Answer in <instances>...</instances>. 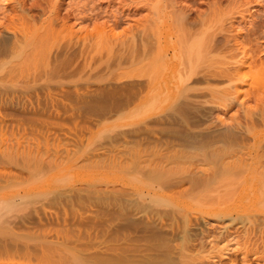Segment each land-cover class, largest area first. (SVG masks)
I'll return each instance as SVG.
<instances>
[{"label":"rangeland","instance_id":"1","mask_svg":"<svg viewBox=\"0 0 264 264\" xmlns=\"http://www.w3.org/2000/svg\"><path fill=\"white\" fill-rule=\"evenodd\" d=\"M21 13L34 19L37 27L49 18L57 24L56 28L60 29L64 24L85 39L86 73L73 76L68 74L70 71L66 73V69L61 68L60 74L55 77L0 75V183L1 175L7 180V184L0 188V197L6 195V207L9 209L8 212L6 208L4 210L5 223L0 222V244L19 249L12 254L1 255L0 263L6 259L8 262L5 263L16 261L20 264H102L104 258L99 259L103 255L114 262L122 242L123 228L128 236V245L133 241L136 246L156 245L161 248L170 238L171 244L180 242L176 238H184L183 233L189 223L186 233L190 237L185 235L190 238V243L194 242L191 252L196 260L193 264H245L238 252L240 245L236 247L235 242L230 244L228 240L221 242L226 236L223 234L225 228L230 227L233 237L243 243L246 236L244 224H232L229 220L201 214L198 192L187 194L185 190L181 193L185 196L184 201H188V210L177 214L172 206L166 205V208L157 203L154 195L150 196L153 199H138L135 196L137 189H150L154 184L150 181L137 183L134 180V167L131 166L135 156L133 151L137 147L134 141L137 143L142 134L148 140L141 139L145 152L153 147L149 141L156 136L161 139L164 136L162 141H184L188 139V130L200 128L204 121L215 129H225L235 124L237 119L244 118V107H255L256 103H245L247 99L242 97L229 108L210 105L208 110L193 104L180 111L181 117L188 112L182 117L183 120L178 116L179 110H176V117H173L174 114L168 116L170 110L174 113L173 108L153 114L149 107L140 109L134 104L128 106V102L138 97L137 94L142 92L144 96V88L147 87V83H144L147 78L135 77L143 64H137L139 59L136 56L139 55L132 52L131 40L134 37L140 44L138 39L141 40L144 32L149 33L154 25L165 33L167 42L181 41L187 34L188 38L183 42L191 39V43L196 33L201 35L203 31L209 35L214 31L213 40L216 43H213V50H216L212 51L213 66L231 67L234 57L245 50L248 58L255 57L264 62V0H0V37L4 34L5 37L9 36L3 34L10 24L8 21L20 19L18 17L24 16ZM21 22L17 24L24 28ZM105 37L108 40L103 39ZM126 41H129L127 45L123 44ZM193 43L190 44L191 48ZM124 45L128 52L124 50ZM146 61H149L148 58L144 62L148 67ZM205 62L199 64L198 70L207 68L209 62ZM260 69H246L248 77H253L251 81L264 77V70ZM224 86V83L218 85L221 88ZM263 88L258 89L264 91ZM122 99L127 101L125 104L128 107L121 102ZM242 103H245L244 106ZM139 111H143V114ZM201 119L203 122H199ZM151 120L160 121L161 126L152 124ZM149 123L154 129L150 128ZM155 128L156 132L161 133L156 134ZM162 128L165 134L169 130L170 133L167 136L162 134ZM179 134L185 139L177 138ZM28 157H34L31 158L32 163ZM173 190L174 193L182 191L179 188ZM121 207L128 209L126 212L129 215L124 221ZM138 208L140 214L135 210ZM135 214L138 217L135 216L134 220L132 215ZM209 234L213 235L210 240L207 238ZM159 235L165 236L166 241L168 238V242ZM157 237L164 241H158ZM25 245L28 250H24ZM49 245L54 247L51 248L54 255ZM226 245L230 246L231 252ZM44 248H48V254ZM41 256H50V261L40 260ZM253 257L249 258L250 264H257Z\"/></svg>","mask_w":264,"mask_h":264},{"label":"bare ground","instance_id":"2","mask_svg":"<svg viewBox=\"0 0 264 264\" xmlns=\"http://www.w3.org/2000/svg\"><path fill=\"white\" fill-rule=\"evenodd\" d=\"M21 15L24 14L21 13ZM18 18L20 19H13L12 22L11 20L8 21L10 24L7 26L6 31H3V34L7 33L9 36L7 35L8 37H5L4 34V36L0 37V75L3 77H50L53 75L55 77L60 74L61 68L66 69H62V72L65 71L68 73V71H70L68 73L69 75L77 74L76 76H82V74L86 73V40L81 39L71 27H67L63 24L61 28L58 29L56 28L57 24L54 20H50L49 18L46 21L43 20L44 22L37 27V22L34 19H29L25 15ZM19 21H22L21 23L25 25L24 28H22L23 26L20 27L21 24H17ZM212 25L210 24V26ZM159 29L160 27H158V25H154L153 28L148 31L149 33L144 32L141 40L138 39L140 44H138L139 42L135 40L134 37L131 40L132 43L130 42L132 52L140 57H143L140 59L139 56H136V59L137 57L139 59L137 64H143V66L141 65L142 68H139L140 71L135 75V77H143V79L144 77L147 78L144 82L147 83V87L144 88L146 91L145 95L143 96L142 92L137 94L138 97H135V95L132 102H128V106L129 104H134L136 105V108L140 107V109L143 107H149L148 109L153 111V114L156 112L163 113L173 108L175 109L174 113L170 110V114H168V116L174 114L173 117H176L179 113L178 116L181 117L180 113L182 112L180 111L183 108L187 109L193 104L200 105L198 107H201L203 110H208L210 105L229 108L243 97L247 99L245 100V103L247 101H253L256 105L255 107H244V118L239 120L237 119L235 124L227 126L225 129H215V127L211 124L204 121L205 124L200 125V128L189 129L187 133V136L189 135L188 139L184 141L182 139L177 140L176 142L165 139L162 141L164 136L162 139L159 136H156L154 139L156 141L153 139L152 141H149V143H152L153 147L147 148V151L145 152L142 148L143 143L141 144V139H144L147 142L148 140L147 138H143V134L142 138H140L141 135L138 136L137 138L140 139H137V143L134 141L138 148L134 146L136 148V152L133 151L135 154L133 158V166L130 165L131 167H134V180L138 181L137 183H139V181H141V183L150 181L154 185L150 189L143 190L146 192L141 191V189L145 188H140V190L137 189L138 191H135V196H137L138 199L145 201L148 197L154 195L156 196V199H154L157 203L159 202L162 205H165L166 208L167 206H172L175 214H177L188 210V201H184L183 198L185 196L182 195L183 191H188L187 194H189V192L200 193L198 194V198L200 200V203L198 202V204L202 207L200 210L201 214L218 217L223 220H229L232 224L242 223L246 227V236L244 242L242 241L243 243L238 242L236 237H233L230 227L225 228L223 234H226V236L224 237V240H222L223 238L221 239V242H226L225 240H228V243L230 244L231 242H235L236 247L237 245H240L238 252L242 255L241 260L243 263L250 264L249 258L254 256V262L257 264H264V91L261 90V92L258 89L264 87L263 85V87H259L260 84H264V77H262V79L259 78V80L254 79L251 81L253 77H248L246 72L247 68L253 67H261L259 71H263L264 62L260 61V59L256 60L255 57L248 58V52L245 50L234 57L236 60L232 58L234 59V61L232 60L234 62L232 63L233 66L215 67L212 63V51L216 50V48L213 50L214 31L213 34L210 32L209 35L203 33V31L200 35L198 32L199 34L196 33L197 36H194L195 40L193 38L194 34L192 36L190 35V37L193 38L192 41L194 43L192 41L189 43L191 39L183 42L186 37L188 38L187 34L184 39H181V41L179 39L177 42H167L168 38L165 37V33H162V31L160 32ZM179 29L181 28L179 27ZM184 30L183 32L185 34ZM219 33L217 34L218 36ZM98 37L101 41V37ZM103 39L108 40L106 37ZM103 42L106 43V41ZM127 42L129 41L123 42V44L125 43L127 45ZM192 43L193 48L190 46ZM185 44L189 45L191 49ZM125 47L126 46L124 45V50L128 52ZM218 48H220V46ZM192 49H194V51ZM140 50L142 51L141 54L143 53V56H141ZM122 54L120 55L124 56ZM132 57L133 55H131V58ZM147 58L149 60L146 61L148 62V67L147 63H144ZM250 60L252 61L250 62ZM204 61H206L205 63L209 62L206 64L207 68L198 70L200 66L199 64ZM40 63L42 64L40 65ZM206 65L204 67H206ZM144 67L146 68V71ZM221 83H224L226 86L222 88L218 87ZM141 86L143 87V84ZM125 101L126 100L123 101L122 99L121 102H124L125 104ZM121 102L120 105L122 106ZM245 103H242L241 105L244 106ZM125 105L127 106V104ZM118 108H120V106H118ZM148 109L146 110L148 111ZM146 110L144 111L146 112ZM176 110H179L178 113ZM141 112L143 114V111ZM186 113L188 114V112ZM149 119H147L148 122L150 121ZM152 119L154 118L152 117ZM185 119L187 118L185 117ZM151 122L152 124H159L160 121L157 123L151 120ZM184 122L187 121L185 120ZM199 122H203V120ZM152 124H150L152 126L150 128L154 129ZM165 124H167V122H165ZM186 124H188V122ZM159 125L161 126V124ZM190 125L192 126V124ZM195 125L196 124H194L193 127H195ZM165 128L166 126L164 129ZM164 129L162 134H165L164 132L166 129L165 131ZM149 130L148 132L152 135L155 134L153 131ZM167 130L169 129L167 128ZM154 131L156 132V128ZM158 132L161 133L160 131ZM158 132H156V134ZM167 133H170V130L166 132V136ZM179 136L180 134L177 138H179ZM158 137L160 139H157ZM181 137L185 139V136L181 135L180 138ZM5 151L7 153V150ZM4 156L5 154L3 157ZM31 158L28 157V160L30 159V163H32V159L34 157L32 159ZM122 169L124 168L122 167ZM1 176L3 178H1L0 184L2 186L0 185V188H3V185L7 184V180L5 176ZM175 188H179V191H182L174 193L173 189ZM5 196L3 195L0 197V222L2 223H5L3 220H7L4 212L5 208L6 212L9 211V209L7 210L8 206L6 207L8 200ZM121 209V218L124 221L126 220L125 218L128 214L126 211L128 209L126 210L124 207H121ZM135 210H137L138 213L139 208ZM132 211H134V209ZM135 216L136 214L132 215V219H134ZM130 218L128 220H130ZM187 220L188 219L186 218V221ZM188 225L187 228L190 227ZM187 228H185V232L183 233L184 238L182 240L180 238H176L180 241L178 243H176V239L173 238L175 242H172L171 244L170 241L172 238H170L168 242V238L166 241L165 236L164 238L162 237L163 234L162 236L159 235L165 239L166 242H168L167 244L163 242L164 246L161 248L155 247L156 245H146L140 247V245L136 246L133 244V241L132 243L129 242L130 245H128V240L126 239L128 236L124 234L123 228V238L121 237L122 242L117 249L118 254L116 252L115 257H117L115 261L112 262L108 256L105 257L104 255L103 257H100L99 260L104 258L102 264H193L196 260V256L194 257L191 249L193 247L192 243L194 242L190 243V238H187L190 237L189 233H186L188 230ZM185 234H187V237ZM211 237L213 238L212 234L207 236L209 240ZM162 238H160V240L164 241ZM160 240L158 238V241ZM191 240H193V238ZM212 242L214 243L213 240ZM4 244L3 246L0 244V256L8 253L12 254L13 252L19 250L17 247ZM155 244H157L156 241ZM49 247L51 252V248L54 249V247L52 245H49ZM229 248L230 246L226 245V249L229 250ZM25 249L28 250L27 245H25L24 250ZM44 249L47 250L48 254V248ZM108 251H106V253ZM51 253L54 255L53 252ZM66 253H68V250ZM68 255H70V253ZM5 257L7 258V256ZM49 257L50 256H41L40 260L46 261V259L49 260ZM220 258L221 256H219L218 259ZM5 261L0 264H20L16 263V261L15 263H12V261L11 263H5ZM230 263L233 264V262Z\"/></svg>","mask_w":264,"mask_h":264}]
</instances>
